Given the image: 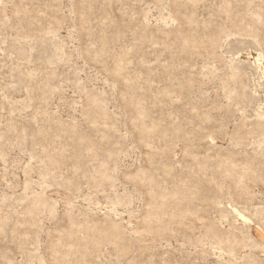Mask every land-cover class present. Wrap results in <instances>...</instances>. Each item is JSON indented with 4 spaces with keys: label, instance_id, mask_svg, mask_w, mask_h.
Instances as JSON below:
<instances>
[{
    "label": "rangeland",
    "instance_id": "rangeland-1",
    "mask_svg": "<svg viewBox=\"0 0 264 264\" xmlns=\"http://www.w3.org/2000/svg\"><path fill=\"white\" fill-rule=\"evenodd\" d=\"M261 230L264 0H0V264H264Z\"/></svg>",
    "mask_w": 264,
    "mask_h": 264
},
{
    "label": "bare ground",
    "instance_id": "bare-ground-1",
    "mask_svg": "<svg viewBox=\"0 0 264 264\" xmlns=\"http://www.w3.org/2000/svg\"><path fill=\"white\" fill-rule=\"evenodd\" d=\"M243 57H248V58H250L253 62H255V64H257L258 62H260V61H262L261 60V56L260 55H258V54H256L255 52H248V53H245V54H243L242 55ZM260 65V64H259ZM261 66V65H260ZM115 211V210H114ZM114 211H112V212H114ZM237 212V211H236ZM117 214V213H116ZM113 215V214H112ZM115 215V214H114ZM240 215V214H239ZM113 217H115V216H113ZM241 218H244V217H242V216H240ZM128 226V225H127ZM258 227L256 226V229H257ZM255 229V230H256ZM260 229V228H259ZM260 233H259V235H260V237H261V239H263L264 240V232H262V230L261 231H259ZM262 240V241H263ZM260 242H261V240H260ZM264 243V242H263ZM216 249V248H215ZM216 251V250H215ZM222 251V250H221ZM217 252H220V249H219V251H218V249H217Z\"/></svg>",
    "mask_w": 264,
    "mask_h": 264
}]
</instances>
